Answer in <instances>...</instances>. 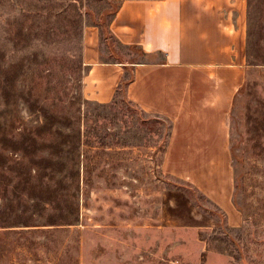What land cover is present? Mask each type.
<instances>
[{"label":"rangeland","instance_id":"1","mask_svg":"<svg viewBox=\"0 0 264 264\" xmlns=\"http://www.w3.org/2000/svg\"><path fill=\"white\" fill-rule=\"evenodd\" d=\"M120 1L0 0V264H264V0L228 116L237 225L163 167L165 119L83 96L86 24L138 54L109 37Z\"/></svg>","mask_w":264,"mask_h":264},{"label":"crops","instance_id":"2","mask_svg":"<svg viewBox=\"0 0 264 264\" xmlns=\"http://www.w3.org/2000/svg\"><path fill=\"white\" fill-rule=\"evenodd\" d=\"M107 31L114 45L138 54L107 59L101 28L86 24L83 96L108 103L121 89L131 103L165 119L163 167L187 179L237 225L228 116L244 81L245 1L122 0Z\"/></svg>","mask_w":264,"mask_h":264},{"label":"built area","instance_id":"3","mask_svg":"<svg viewBox=\"0 0 264 264\" xmlns=\"http://www.w3.org/2000/svg\"><path fill=\"white\" fill-rule=\"evenodd\" d=\"M172 264H175V263H172Z\"/></svg>","mask_w":264,"mask_h":264}]
</instances>
